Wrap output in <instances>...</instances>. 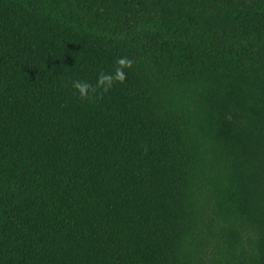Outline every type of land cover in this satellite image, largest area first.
<instances>
[{
	"label": "trees",
	"instance_id": "trees-1",
	"mask_svg": "<svg viewBox=\"0 0 264 264\" xmlns=\"http://www.w3.org/2000/svg\"><path fill=\"white\" fill-rule=\"evenodd\" d=\"M0 264H264V0H0Z\"/></svg>",
	"mask_w": 264,
	"mask_h": 264
},
{
	"label": "clouds",
	"instance_id": "clouds-1",
	"mask_svg": "<svg viewBox=\"0 0 264 264\" xmlns=\"http://www.w3.org/2000/svg\"><path fill=\"white\" fill-rule=\"evenodd\" d=\"M118 67H116L114 74H105L101 72L98 74L97 83L95 86L85 81H73V87L76 88L82 98H88L89 92L96 93L98 88H102L103 92H108L113 86L114 82L123 83L126 80L125 68H131L133 61L127 57L118 58L116 61Z\"/></svg>",
	"mask_w": 264,
	"mask_h": 264
}]
</instances>
